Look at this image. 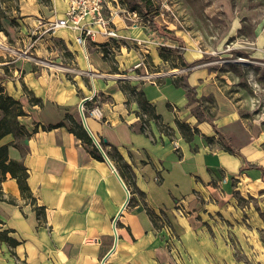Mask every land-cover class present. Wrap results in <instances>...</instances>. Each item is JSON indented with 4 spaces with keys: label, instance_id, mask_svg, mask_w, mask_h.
I'll use <instances>...</instances> for the list:
<instances>
[{
    "label": "crops",
    "instance_id": "obj_1",
    "mask_svg": "<svg viewBox=\"0 0 264 264\" xmlns=\"http://www.w3.org/2000/svg\"><path fill=\"white\" fill-rule=\"evenodd\" d=\"M135 1L140 14L119 0L104 9L106 16L121 9L112 18L119 37L90 24L96 32L83 46L75 29L49 33L37 24L62 17L67 0H17L1 15L0 83L23 107L17 121L28 135L5 134L0 145L8 143L9 158L26 167L34 203L6 172L0 232L9 239L0 240V264H102L106 255L103 264H236L223 239L212 237L204 224L226 213L241 187L264 184V131L232 142L240 114L219 85L229 72L218 69V59L197 50L183 31L166 25L159 12L167 4ZM212 1L206 9H219L230 21L227 38L251 19L248 51L264 60V8H248V0L238 6ZM146 8L154 25L145 18ZM152 38L181 54L178 68L161 70L156 83L138 79L134 67L140 51L155 66L162 63ZM106 50L111 60L103 56ZM89 96L84 120L113 169L70 129H84L78 103ZM94 105L101 119L89 113ZM114 171L129 190L118 216L126 193Z\"/></svg>",
    "mask_w": 264,
    "mask_h": 264
},
{
    "label": "rangeland",
    "instance_id": "obj_2",
    "mask_svg": "<svg viewBox=\"0 0 264 264\" xmlns=\"http://www.w3.org/2000/svg\"><path fill=\"white\" fill-rule=\"evenodd\" d=\"M233 1L235 6L239 5V0ZM212 2L153 0L156 7L162 3L167 4V8L159 12L167 26L183 31L185 36L196 42L197 50L218 59L216 65L221 64L218 69L229 72H223L228 79H222L219 85L240 114V123L233 125L230 138L232 142L243 143L261 130L264 131V60L253 59L248 51V42L254 37L251 19L240 23V33L227 38L230 21H226L219 9H206ZM119 3L125 4L127 10L134 9L136 13H141L135 0H119ZM13 5L11 0L0 2L7 14L12 11ZM247 7L263 11L264 0H248ZM152 39L154 42L151 43L156 45L157 55L162 63L155 66L148 52L140 51L137 61H142L143 65L137 68V74L153 75L157 81L163 72H174L181 61L177 58V48L173 47L175 51L172 53V47L161 45L155 38ZM239 39L244 40L247 45L242 46L244 43L237 42ZM230 49H238L243 54L237 56ZM103 56L109 60L113 58L107 50L103 52ZM235 62L240 64H233ZM261 148L264 149V143ZM234 200L226 213L214 215L205 222L204 227L212 237L223 239L236 264H264V184L251 183L247 188L241 187Z\"/></svg>",
    "mask_w": 264,
    "mask_h": 264
},
{
    "label": "built area",
    "instance_id": "obj_3",
    "mask_svg": "<svg viewBox=\"0 0 264 264\" xmlns=\"http://www.w3.org/2000/svg\"><path fill=\"white\" fill-rule=\"evenodd\" d=\"M110 1L111 0H67L68 7L62 17L38 21L37 24L39 27H42V32L45 31L49 33H53L58 30V28L62 27L75 29L78 31L76 41L82 46L85 44V38L87 36H94L96 31L111 38L119 37V33H117L112 26V18L118 15L121 9L114 8L110 10L107 16L104 14V9L108 6L107 4ZM90 24L96 26V31L89 27ZM134 41L137 45H142L139 40L135 39ZM141 65H143V62L139 61L134 67L138 68ZM136 76L140 80L147 78L149 81L156 83L154 79L155 76L153 75L136 74ZM91 97L92 96H89L88 100ZM83 109L84 105L82 104V111ZM89 113L96 119L102 118V111L98 105L92 106L89 109ZM173 144L177 146L176 142Z\"/></svg>",
    "mask_w": 264,
    "mask_h": 264
},
{
    "label": "trees",
    "instance_id": "obj_4",
    "mask_svg": "<svg viewBox=\"0 0 264 264\" xmlns=\"http://www.w3.org/2000/svg\"><path fill=\"white\" fill-rule=\"evenodd\" d=\"M5 1V0H2ZM0 1V2H2ZM15 2L17 0H11ZM15 7L17 5L15 4ZM147 14L145 15L146 20L149 22L150 25H154V22L151 19V16L148 12L149 8H146ZM1 15H5L4 11L0 7V17ZM2 26L0 25V30ZM179 59H181L180 52L178 53ZM183 63V60H182ZM181 85L185 86L183 80H181ZM30 101H37L36 98H30ZM25 114L23 107L21 106L19 100L17 101L12 96L6 94L2 88L0 83V139L5 136V134H12L16 139L19 137L27 136L28 132L24 128V126L17 121L19 115ZM68 118H70L68 116ZM74 134H77L84 143H87L90 146V152L97 158H102L98 149L92 144L91 138L86 133V131L82 128L81 124H76L75 128H70ZM100 146L103 148V143L99 142ZM8 143L0 145V183L4 178L6 172H9L10 176L16 179L19 192L29 199V201L33 204L34 198L32 197L31 193H29V189L26 182L27 171L24 164L21 162L11 159L8 156L7 151ZM9 237L6 236L5 232H0V240H8Z\"/></svg>",
    "mask_w": 264,
    "mask_h": 264
},
{
    "label": "water",
    "instance_id": "obj_5",
    "mask_svg": "<svg viewBox=\"0 0 264 264\" xmlns=\"http://www.w3.org/2000/svg\"><path fill=\"white\" fill-rule=\"evenodd\" d=\"M87 100H88V98L85 97V98H82V99L80 100V102L78 103V105H79V106H78V111H79L80 120H81V122H82V125H83V127H84L86 133H87V134L89 135V137L91 138V140H92L94 146L98 149V151L100 152V154L102 155V157L106 160V162H108V164L110 165V167L113 169V166H112L111 162L107 159L106 154L104 153L103 148L100 146V144H99L98 140L96 139V137L94 136V134H92L91 131H89V129H88V127H87V124H86V120H84V115H83V111H82V104H83L84 102H86ZM114 174L117 175L115 171H114ZM117 178H118L119 182L121 183V185L123 186V189H125V193H126L125 200H124V202L122 203L123 205H122L120 211H119L118 214H117V216H118V215L120 214L122 208L124 207L125 203L128 201V198H129V190L125 187V185L123 184L121 178H119L118 175H117ZM117 216L114 217V220H113V223H112L113 233H115V222H116V219H117L116 217H117ZM116 236H117V234L115 233V241H116ZM115 241H114V243H115ZM113 248H114V247L112 246V248H111L110 251H112ZM106 256H107V255H106ZM106 256H105V257H106ZM105 257H104V258L102 259V261H101L102 264H103V260L105 259Z\"/></svg>",
    "mask_w": 264,
    "mask_h": 264
}]
</instances>
